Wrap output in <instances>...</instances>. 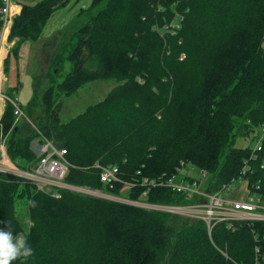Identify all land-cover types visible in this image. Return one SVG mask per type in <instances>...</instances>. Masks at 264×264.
Here are the masks:
<instances>
[{
    "label": "trees",
    "instance_id": "16d2710c",
    "mask_svg": "<svg viewBox=\"0 0 264 264\" xmlns=\"http://www.w3.org/2000/svg\"><path fill=\"white\" fill-rule=\"evenodd\" d=\"M67 2L21 5L8 36L15 57ZM83 12L86 21L52 58L36 128L14 127L7 136L10 158L29 168L37 160L34 142L43 136L66 149L68 184L117 196L122 183H102L97 164L116 166L121 181L136 183L126 198L138 201L143 178L178 181L181 168L190 166L199 170L203 187L213 176V192L244 179L248 197L264 205V141L260 149L235 145L236 135L257 144L264 124V0H91ZM96 79L115 85L62 121L55 108L60 95ZM13 117L6 103L4 133ZM148 188L144 200L152 204L197 200L165 185ZM18 200L28 205V221L16 211ZM181 217L192 220L181 225ZM0 222L23 233L34 250L12 264H264L256 253H264V220L208 228L201 218L66 189L57 198L4 173Z\"/></svg>",
    "mask_w": 264,
    "mask_h": 264
},
{
    "label": "rangeland",
    "instance_id": "374dc122",
    "mask_svg": "<svg viewBox=\"0 0 264 264\" xmlns=\"http://www.w3.org/2000/svg\"><path fill=\"white\" fill-rule=\"evenodd\" d=\"M38 1L40 0H18L19 3L23 2L25 4H33ZM90 3L91 0H68L66 5L61 7L68 10L67 15H65V19H67V22L63 26L56 28L57 30L55 29V31L53 32H47V37H49L50 39L45 43L43 40V35L45 34L44 29L47 23L46 21L43 30L41 32V35L37 40H33V41L26 40L21 43L18 49L17 57H15L13 51L11 52V50L14 49L13 45L15 40L11 42L8 41L7 46L5 47L7 48V51H6V55H4L3 57V61L4 59L5 61H7V57H8L9 63L3 64L2 61L3 66L1 65V59L4 50H2V54L0 56V77H1L0 89L3 95L17 97L21 107L25 111L24 114L26 115L25 117H21L18 120L15 117H13L11 128L8 130L7 133H4V127L0 122V139L1 137L3 138L6 137L5 150L7 154H8L7 150H8V140H9L7 136L9 137V133L11 130L12 131L14 130V127L19 126L20 129H22V127H25L26 129H31L34 126L36 127L37 118L42 115V107H41L42 93L50 84L48 73L51 69L52 58L59 50V47L67 41L66 40L67 36H69V34L76 31L77 28L82 26V24L86 21V19L88 18V12L81 13V11L87 9ZM76 9H78V13L76 15L75 14L73 15V13L70 11ZM57 13L60 12H55L53 17H56ZM262 47L264 48V40L262 43ZM1 68L3 70L4 75L1 72ZM69 70H70V63L65 64L63 71L57 75V81L58 82L61 81L65 73L68 72ZM2 75L4 76V79ZM114 85H115L114 81L96 79L82 84L81 87L78 88V90L70 96H64V94H61L60 95L61 99L56 103V104L61 103L58 110L61 120L65 122L70 118L74 117L75 115H77L78 113L82 112L87 105L93 104L103 99L104 96L109 92V90ZM33 98L36 101V105H31L32 102L30 101H32ZM3 102H4L3 100H0V107L3 104ZM27 113L30 115H27ZM27 118L28 121L26 120ZM235 141H236L235 143L236 146L250 145L251 147H253L256 145V140L249 141V139L247 138L243 139L242 137H239V135H236ZM34 144H36V141L34 142ZM8 157L10 158L9 155ZM10 160L12 162H19V160L13 161L11 158ZM68 169L69 168H67L66 175L68 173ZM186 175L194 176L198 180H201L200 178L201 174L198 169L192 168L190 166H183L181 168V171L179 172V175L177 176L178 181H182ZM213 181H214L213 176H210L207 179L206 185L204 184L205 187H203V189L205 191V196H201V200H200L202 203H206L207 196L214 193L213 191H210L213 190L212 188H208V185H211ZM64 183L68 184L65 181ZM75 186L94 190L93 192L98 191L99 193H102L105 196H107V198H111L119 202H124L122 200L127 196L126 193L127 191L117 196H114L113 194H110L103 189L102 190L95 189L81 185H75ZM229 188L230 190L228 192L223 193V196L225 198L230 193H245V192L248 193L246 187V181L244 179H239L238 181L233 182ZM36 189L38 190L37 187ZM98 192L95 193L98 194ZM140 201H143V198H140ZM238 201H249L255 203L256 205L259 206V208H257L256 211L264 214V205L256 203V201L251 195L250 197H247V200H238ZM23 202L24 200L17 201L16 211L21 217H23L24 221H28L27 220L28 205L27 203H23ZM179 219L181 221L180 223L181 225H185L192 220L186 217H181Z\"/></svg>",
    "mask_w": 264,
    "mask_h": 264
},
{
    "label": "built area",
    "instance_id": "2783aa9c",
    "mask_svg": "<svg viewBox=\"0 0 264 264\" xmlns=\"http://www.w3.org/2000/svg\"><path fill=\"white\" fill-rule=\"evenodd\" d=\"M19 9L17 6H13L12 0H0V49L6 52L8 43V36L11 30V26L14 18L18 15ZM6 49V50H5ZM3 61V56L1 59V64ZM1 78V77H0ZM0 100H3V104L0 107V117L2 115L4 106L9 103L12 106L13 115L18 120L21 117H25L24 110L21 107L17 97L6 96L2 94L0 89ZM28 121V118L26 119ZM34 128H36L34 126ZM41 141H36V156L37 160L29 168H22L17 162H12L8 157L5 150V140L6 137H1L0 139V173L14 175L20 177L32 185L37 187L39 190L51 192L52 196L59 197V190L66 189L73 192L82 193L85 195H91L96 197L107 198L102 193L96 194L94 190L88 188L77 187L72 184H65L64 178L66 176L67 168L69 166L66 159V149L57 146L53 141L46 139L45 137H40ZM264 141V124L256 147L261 148V144ZM100 168V181L104 184L112 186L114 182H121L122 187L120 192L133 188L136 183L129 181H121L118 177L119 171L116 166L103 167L97 164ZM203 178L201 180H182L177 181L175 177L168 179L167 181H155L149 180L147 178L142 179V184L146 185V189L142 192L140 198L143 201H132L127 198H123L124 203L142 206L148 209H157L162 211L171 212L177 215H184L190 218H201L203 219L208 228L211 225L220 221L229 220H264V214L257 212L256 209L259 208L258 205L249 201H233L226 199L223 193L228 192L229 189L225 191H216L213 194L207 196L206 203H202L201 196H205V191L203 189ZM165 185L171 187L173 190L185 192L187 197L197 196V200L194 205L180 206V205H162V204H152L144 200L149 190L148 187ZM111 199V198H108ZM114 200V199H111ZM256 253L260 261H264V253H261L258 248H256Z\"/></svg>",
    "mask_w": 264,
    "mask_h": 264
},
{
    "label": "clouds",
    "instance_id": "9594fccd",
    "mask_svg": "<svg viewBox=\"0 0 264 264\" xmlns=\"http://www.w3.org/2000/svg\"><path fill=\"white\" fill-rule=\"evenodd\" d=\"M33 252L23 233H15L11 226L0 227V264H12L18 258L27 259Z\"/></svg>",
    "mask_w": 264,
    "mask_h": 264
},
{
    "label": "crops",
    "instance_id": "0c3cea01",
    "mask_svg": "<svg viewBox=\"0 0 264 264\" xmlns=\"http://www.w3.org/2000/svg\"><path fill=\"white\" fill-rule=\"evenodd\" d=\"M12 3H13V6H15V7L17 6L18 9L19 8L21 9V5L22 4H25L23 2L19 3L18 0H12ZM33 4H35V3H33ZM33 4H28V5H33ZM55 12H60V13H57L56 17H53ZM70 12H72L73 15L74 14L76 15L78 13V9L73 10V11L71 10ZM67 13H68V10L64 9V8H58V9L54 10V12L49 17V19L47 20V23L45 25L44 32H45L46 35L45 34L43 35V40H44L45 43L47 41H49V39H50L49 37H47V32H53V31H55L56 28L63 26L67 22V19H65V15H67ZM2 50H3V48H1L0 56L2 54ZM4 55H6L5 51L3 52V57H4ZM1 72L3 73L2 68H1ZM3 75H4V73H3ZM3 75H2V77L4 79ZM247 197H248V193L247 192H245V193H230L229 195L226 196L227 199L236 200V201H238V200H247Z\"/></svg>",
    "mask_w": 264,
    "mask_h": 264
},
{
    "label": "water",
    "instance_id": "95a60500",
    "mask_svg": "<svg viewBox=\"0 0 264 264\" xmlns=\"http://www.w3.org/2000/svg\"><path fill=\"white\" fill-rule=\"evenodd\" d=\"M19 11H20V8H19ZM60 105H61V103L56 104V105H55V108L58 110L59 107H60Z\"/></svg>",
    "mask_w": 264,
    "mask_h": 264
},
{
    "label": "bare ground",
    "instance_id": "6f19581e",
    "mask_svg": "<svg viewBox=\"0 0 264 264\" xmlns=\"http://www.w3.org/2000/svg\"><path fill=\"white\" fill-rule=\"evenodd\" d=\"M0 51H1V49H0Z\"/></svg>",
    "mask_w": 264,
    "mask_h": 264
}]
</instances>
